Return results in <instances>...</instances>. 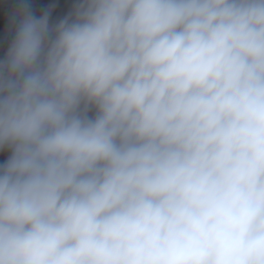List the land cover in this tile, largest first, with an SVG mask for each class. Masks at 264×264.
<instances>
[{
  "label": "clouds",
  "instance_id": "9594fccd",
  "mask_svg": "<svg viewBox=\"0 0 264 264\" xmlns=\"http://www.w3.org/2000/svg\"><path fill=\"white\" fill-rule=\"evenodd\" d=\"M5 33L0 264H264V0H12Z\"/></svg>",
  "mask_w": 264,
  "mask_h": 264
}]
</instances>
